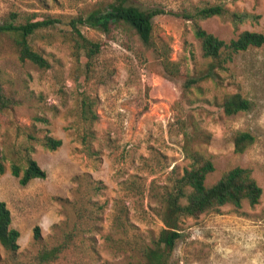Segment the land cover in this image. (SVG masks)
Here are the masks:
<instances>
[{"label":"rangeland","instance_id":"obj_1","mask_svg":"<svg viewBox=\"0 0 264 264\" xmlns=\"http://www.w3.org/2000/svg\"><path fill=\"white\" fill-rule=\"evenodd\" d=\"M113 0H0V24L54 18L29 36L50 65L22 59L15 35L0 32V200L20 231L19 248L0 242V264H138L166 226L165 196L196 149L215 163L206 183L234 166L249 167L260 201L225 204L182 216L168 264H264V44L203 55L195 23L229 41L264 33V0H130L163 9L149 45L121 21L109 30L78 23L100 44L88 63L72 18ZM221 5L203 19L188 14ZM235 13H246L235 20ZM213 70V76L206 75ZM191 77L196 83L187 84ZM240 93L250 108L229 115L223 103ZM85 102L91 112L85 111ZM255 139L234 150V137ZM61 139L55 148L44 138ZM35 159L47 172L27 184L11 172ZM38 227L39 234L35 235Z\"/></svg>","mask_w":264,"mask_h":264},{"label":"trees","instance_id":"obj_2","mask_svg":"<svg viewBox=\"0 0 264 264\" xmlns=\"http://www.w3.org/2000/svg\"><path fill=\"white\" fill-rule=\"evenodd\" d=\"M130 0H113L109 2L105 9L96 8L87 16L72 18L70 24L78 31V43L80 48L85 49L88 63L100 50L99 42H96L82 34L78 28V23L88 24L109 30L110 26L117 22H125L135 29L136 33L143 41L149 45L153 35V18L165 11L163 9H142L137 5L130 4ZM221 5H208L199 8L194 13L188 14L191 18L203 19L215 14L223 13ZM16 13H12V19L0 24V32L15 35V41L20 51L22 59H29L40 67H48L49 60L39 51L35 50L29 40V36L38 28L53 24L54 18H29L25 22L16 23ZM246 13H235V20H243ZM195 34L201 41L203 55L206 57L220 58L225 50L238 52L247 49L249 46H261L264 44V33L258 31L244 30L237 37L226 41L212 32L203 28L198 22L195 23ZM213 70H209L206 75L213 76ZM198 77H191L187 84L198 82ZM85 111L93 119L97 115L89 109L85 102ZM9 106V100L2 92L0 84V109ZM224 111L235 114L239 111L250 108V101L240 93H233L226 97ZM254 135L249 131H239L234 137V150L243 152L254 142ZM61 139L47 136L44 138V145L55 149L61 144ZM191 163L185 168L183 174L176 178L174 188L165 196V208L162 217L165 227L162 229L154 245L148 247L144 254V259L138 264H168V258L175 247L176 241L180 238L181 232L179 222L182 216L198 215L205 211L215 209L225 204H233L240 207L243 201H248L255 205L260 201L263 189L253 175L249 167L234 166L224 172L216 181L211 184L206 183L209 173L214 171L215 163L211 157H207L196 149L189 152ZM6 171L4 161L0 160V173ZM11 172L20 176V182L27 184L36 177L44 178L47 172L38 162L29 158L27 165L23 168L18 163H12ZM11 210L4 200H0V242L8 249L17 250L19 248L18 238L20 231L11 227ZM38 227L35 235L38 236Z\"/></svg>","mask_w":264,"mask_h":264}]
</instances>
